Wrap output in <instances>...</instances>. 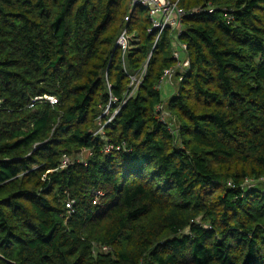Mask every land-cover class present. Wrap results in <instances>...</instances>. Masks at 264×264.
Segmentation results:
<instances>
[{"label": "trees", "instance_id": "1", "mask_svg": "<svg viewBox=\"0 0 264 264\" xmlns=\"http://www.w3.org/2000/svg\"><path fill=\"white\" fill-rule=\"evenodd\" d=\"M170 1L0 0V264H264V0Z\"/></svg>", "mask_w": 264, "mask_h": 264}, {"label": "built area", "instance_id": "2", "mask_svg": "<svg viewBox=\"0 0 264 264\" xmlns=\"http://www.w3.org/2000/svg\"><path fill=\"white\" fill-rule=\"evenodd\" d=\"M132 6H142L145 9L148 10L149 12V17H150V23H151V29L149 30L150 33H155L156 40L155 44H157L159 38L161 37L162 33L166 30H172V33L174 35V38L177 40L179 36L181 35V23L183 18L186 15H192L194 13H197L199 11H191L189 13H186L183 9H180L177 6V3H172L170 0H132ZM208 12L212 13L213 9L208 8ZM126 22H129L130 19L126 18ZM131 36L127 33L125 30L121 36L119 37L117 41V46L120 47L124 53L128 51L131 48ZM178 48L185 53L186 51V46L182 44H178ZM173 58L176 60V65L165 70L162 78L161 84L157 86V89L160 91L163 89V86L165 84H171L172 79L177 75L178 71L182 72L186 70L190 62L185 59L182 60L180 57V53L178 50H175L173 53ZM146 74V67H144L139 73H137L135 76H131V87L133 91H135L142 83L144 77ZM181 80V79H180ZM41 100H47L49 101L52 105L58 104V100L55 97H45V98H36L34 102H38ZM31 108L33 107L32 105L30 106ZM2 108V101L0 100V109ZM111 109V104L107 107V109L104 112L103 116L108 115L109 110ZM161 110V109H160ZM119 113V109L115 111V113L107 119L106 122H103L102 119L100 121V129L98 130L97 133H104V128L107 124H109L115 116ZM170 118V115L162 110L161 115L158 117L159 121L168 124L169 125V130L173 135L178 134V130L175 127V124L168 122V119ZM104 123V124H103ZM113 149L112 146H107L105 152L109 153ZM70 159L68 157H64L62 161L61 168H67L70 165ZM67 208L72 210L71 205H67ZM108 250V249H105Z\"/></svg>", "mask_w": 264, "mask_h": 264}, {"label": "rangeland", "instance_id": "3", "mask_svg": "<svg viewBox=\"0 0 264 264\" xmlns=\"http://www.w3.org/2000/svg\"><path fill=\"white\" fill-rule=\"evenodd\" d=\"M176 50H178V49H176ZM178 51H179V53H180V57H181V59L184 60V59H185V55H184V53H183L181 50H178ZM165 99H167V98L165 97Z\"/></svg>", "mask_w": 264, "mask_h": 264}, {"label": "crops", "instance_id": "4", "mask_svg": "<svg viewBox=\"0 0 264 264\" xmlns=\"http://www.w3.org/2000/svg\"><path fill=\"white\" fill-rule=\"evenodd\" d=\"M169 87H170V84H169V85H167L165 88H167V89H168ZM167 91L169 92V91H170V89H168Z\"/></svg>", "mask_w": 264, "mask_h": 264}]
</instances>
